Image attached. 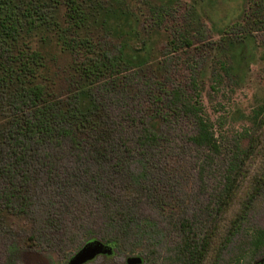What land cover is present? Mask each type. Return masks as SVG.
<instances>
[{"label": "rangeland", "instance_id": "1", "mask_svg": "<svg viewBox=\"0 0 264 264\" xmlns=\"http://www.w3.org/2000/svg\"><path fill=\"white\" fill-rule=\"evenodd\" d=\"M90 1L110 8L103 17L108 27L95 30L102 39L129 40L145 51L143 65L133 68L129 79L101 92L102 108L107 107L102 120L111 131L105 148H114L109 150L113 158L65 154L53 166L58 175L51 177L48 166L34 157L26 179L17 176L30 201L24 213L4 206L2 191L8 180L0 174V264H69L84 246L94 243L102 251L81 264H179L181 220L192 222L198 235L215 223L211 207L227 158L238 146H246L249 137L243 133L251 127L254 109L264 101V0ZM148 2L167 7L160 27L150 19ZM116 9L132 19L129 33L116 26ZM200 26L203 41L194 40L189 50L174 51L168 41L172 30L184 28L195 39ZM42 52L57 90L69 56L53 41L43 44ZM190 63L198 67L203 108L221 145V153L202 178L204 151L189 140L195 128L186 115L166 112L157 142L137 143L139 117L157 107L150 92L159 86L158 80L168 88L187 87ZM220 64L229 72L231 67L235 70L215 76L218 83L212 89V74ZM122 85L124 90L117 91ZM124 109L130 116L123 114ZM6 113L0 97V123ZM263 167L264 129L219 233L226 232L229 220L250 197ZM249 207L238 233L224 244V237L217 236L201 264H252L250 253L239 261L232 259L239 255L247 232L264 228V184ZM109 209H117L113 221L107 218ZM254 255L263 257L264 252ZM134 257L139 262L130 263Z\"/></svg>", "mask_w": 264, "mask_h": 264}, {"label": "trees", "instance_id": "2", "mask_svg": "<svg viewBox=\"0 0 264 264\" xmlns=\"http://www.w3.org/2000/svg\"><path fill=\"white\" fill-rule=\"evenodd\" d=\"M91 2L0 0V97L7 109L5 121L0 123V174L8 180L7 187L2 191L3 204L15 212H26L30 204L27 190L17 176L26 179L30 171L28 166L34 157L41 158V163L48 166L47 173L51 177L58 175L53 166L65 154L113 158L109 150L114 148H105V139L111 131L102 120V113L107 107L102 108L101 92L124 83L125 77L129 79L132 69L143 65L145 51L129 40L111 43L102 39L95 30L108 27L103 17L110 12V8L93 6ZM166 8L163 4L147 3V12L157 27L163 23ZM113 13L116 14V26L129 33L132 19L123 16L120 9ZM234 26H238L237 23ZM172 33L168 41L174 51L180 48L189 50L193 48L194 40L201 42L204 39L203 26L197 28L195 39L184 28L172 30ZM50 41L69 56L68 64L61 70L66 73L65 79L57 90L49 78L42 52L43 44ZM187 66V87L168 88L158 80L159 86L150 92L151 103H157V107L139 117L137 143L152 145L157 142L161 119L166 112L186 115L195 128L189 140L204 151L199 169L202 178L221 153V145L213 123L203 108L198 67L191 63ZM233 70L235 68L231 67ZM231 71L220 64L219 69L212 72V78H220L222 72L225 76L230 75ZM217 83L215 79L211 88H215ZM123 87L120 86L117 91H123ZM123 114L130 116L126 109ZM251 120V127L243 133V137L245 134L249 137L248 142L245 147L235 148L227 158L222 185L214 195L211 216L215 223L198 235L192 222L181 220L183 237L177 252L179 264H201L217 236L221 239L224 237L222 244L235 236L253 197L262 188L264 167L252 187L250 197L242 204L237 215L229 220L226 232L219 233L247 164L260 145L264 129V101L254 109ZM105 196L110 199L108 194ZM107 212L110 221L118 214L117 209ZM243 238L237 251L239 255L232 260L239 261L250 253L252 264H264V256L254 257L256 253L264 252V228H253ZM219 249L216 258H220Z\"/></svg>", "mask_w": 264, "mask_h": 264}, {"label": "water", "instance_id": "3", "mask_svg": "<svg viewBox=\"0 0 264 264\" xmlns=\"http://www.w3.org/2000/svg\"><path fill=\"white\" fill-rule=\"evenodd\" d=\"M100 246L101 245L98 243L84 246L78 253H76V255H74L69 264H81L84 261L92 258L96 253L102 251ZM129 261L130 263H137L139 262V259L134 257L131 258Z\"/></svg>", "mask_w": 264, "mask_h": 264}]
</instances>
